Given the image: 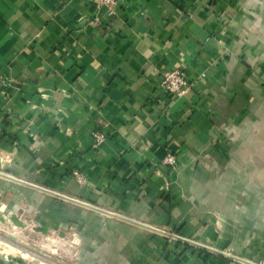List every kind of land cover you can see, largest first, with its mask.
I'll list each match as a JSON object with an SVG mask.
<instances>
[{
	"label": "crops",
	"instance_id": "0c3cea01",
	"mask_svg": "<svg viewBox=\"0 0 264 264\" xmlns=\"http://www.w3.org/2000/svg\"><path fill=\"white\" fill-rule=\"evenodd\" d=\"M0 228V264H264V0H0Z\"/></svg>",
	"mask_w": 264,
	"mask_h": 264
},
{
	"label": "built area",
	"instance_id": "2783aa9c",
	"mask_svg": "<svg viewBox=\"0 0 264 264\" xmlns=\"http://www.w3.org/2000/svg\"><path fill=\"white\" fill-rule=\"evenodd\" d=\"M126 0H96L97 6H104L108 9V13L112 14L115 9L121 3ZM160 85L162 89L174 96H183L186 94L190 87V82L186 77V74L181 68H174L162 74L160 79ZM97 143H101L104 136L100 133L96 134ZM163 165L174 167L177 163L176 157L173 154H167L162 162Z\"/></svg>",
	"mask_w": 264,
	"mask_h": 264
},
{
	"label": "water",
	"instance_id": "95a60500",
	"mask_svg": "<svg viewBox=\"0 0 264 264\" xmlns=\"http://www.w3.org/2000/svg\"><path fill=\"white\" fill-rule=\"evenodd\" d=\"M60 197H62V198H64V199H67V200H69V201H72V202H75V203H78V204H83V205H86V206H88L87 204H84L83 202H79V201H77V200H74V199H72V198H68V197H65V196H60ZM89 207H91V206H89ZM93 208V207H92ZM96 209V208H95ZM182 240H184V238H181ZM186 240V239H185ZM184 240V241H185ZM186 241H188V240H186ZM246 263H248V264H254V263H252V262H248V261H245Z\"/></svg>",
	"mask_w": 264,
	"mask_h": 264
},
{
	"label": "rangeland",
	"instance_id": "374dc122",
	"mask_svg": "<svg viewBox=\"0 0 264 264\" xmlns=\"http://www.w3.org/2000/svg\"><path fill=\"white\" fill-rule=\"evenodd\" d=\"M0 236H3V231H2V229L0 228ZM20 246H23V247H25V245H20ZM30 247V246H29ZM34 247V246H33ZM26 249H29L28 248V245L26 246ZM22 251H25V250H23V249H21ZM36 250H39V247H36ZM16 251V250H15ZM26 252V251H25ZM20 253V252H19ZM20 254H22L23 256H24V254L23 253H20ZM55 255V254H54ZM263 257H264V251H263Z\"/></svg>",
	"mask_w": 264,
	"mask_h": 264
},
{
	"label": "bare ground",
	"instance_id": "6f19581e",
	"mask_svg": "<svg viewBox=\"0 0 264 264\" xmlns=\"http://www.w3.org/2000/svg\"><path fill=\"white\" fill-rule=\"evenodd\" d=\"M9 249H10V250H15V248H14L13 246H10ZM17 249H18V248H17ZM19 252H20V253H23V254H26L28 257H29V255H30V254H28L27 252L22 251V250H19Z\"/></svg>",
	"mask_w": 264,
	"mask_h": 264
}]
</instances>
